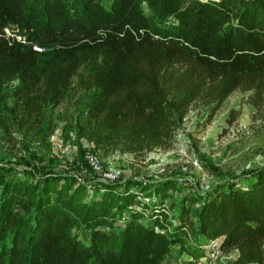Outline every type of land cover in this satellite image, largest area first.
Instances as JSON below:
<instances>
[{"label":"trees","instance_id":"trees-1","mask_svg":"<svg viewBox=\"0 0 264 264\" xmlns=\"http://www.w3.org/2000/svg\"><path fill=\"white\" fill-rule=\"evenodd\" d=\"M0 23L55 36L72 23L84 30L38 43L40 51L26 38L0 37V96L16 79L15 91L34 106L37 98L61 100L78 83L77 108L104 133L131 135L130 146L154 141L197 100L217 108L236 89H264V0H113L108 9L99 0H0ZM0 186V236L13 204L22 209L0 240V264H162L169 246L189 235L241 252L264 239V169L245 185L185 197L172 219L162 218L170 180L146 186L128 178L93 195L56 174Z\"/></svg>","mask_w":264,"mask_h":264},{"label":"rangeland","instance_id":"rangeland-1","mask_svg":"<svg viewBox=\"0 0 264 264\" xmlns=\"http://www.w3.org/2000/svg\"><path fill=\"white\" fill-rule=\"evenodd\" d=\"M112 1L99 3L108 9ZM141 8L151 15L145 3ZM83 35L84 30L77 29L74 23L58 36L38 25L33 31L19 23H0V37L17 41L20 36L36 45L53 38L78 39ZM17 83L16 79L7 81L0 96V183L3 179L34 183L56 174L83 185L93 195L103 184L128 178L146 186L170 180L173 186L167 189L162 218L172 219L173 207L185 197L194 199L220 184L245 185L255 172L264 169V89L260 93L236 89L217 108L197 100L183 118L161 129L154 141L130 146L127 138L131 135L106 134L95 118L77 108L74 99L82 92L78 83L72 84L61 100L37 98L34 106L27 95L15 91ZM90 147L99 158L100 171H92L85 160V151ZM9 213L1 241L10 237L13 216L21 214L22 209L14 203ZM142 221L145 228L151 224L148 212ZM191 221L194 223L195 218ZM118 223L113 221L111 229ZM108 227L111 226L107 224L103 229ZM77 232L86 239L87 232ZM155 232L162 231L157 227ZM208 240L187 236L182 243L169 246L162 264H264V239L254 251L218 245L217 257L206 259Z\"/></svg>","mask_w":264,"mask_h":264},{"label":"built area","instance_id":"built-area-1","mask_svg":"<svg viewBox=\"0 0 264 264\" xmlns=\"http://www.w3.org/2000/svg\"><path fill=\"white\" fill-rule=\"evenodd\" d=\"M19 38H17L18 41L21 42H25V38L21 39L20 36H18ZM33 48L35 50H41V48L35 44H33ZM91 148V149H90ZM87 148V150L85 151V160L88 163V167L92 170V171H100V164H99V158L97 156V154L92 150V147ZM209 244H210V249L208 250V255H206V259H213L217 257V254H215L216 249H218V239L214 238L211 240H208Z\"/></svg>","mask_w":264,"mask_h":264}]
</instances>
